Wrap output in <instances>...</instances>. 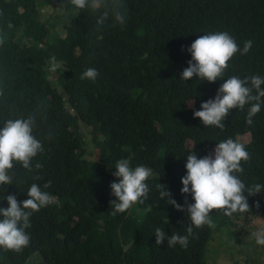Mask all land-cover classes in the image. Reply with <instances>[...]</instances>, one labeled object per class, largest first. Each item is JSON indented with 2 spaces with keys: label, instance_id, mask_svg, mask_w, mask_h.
Listing matches in <instances>:
<instances>
[{
  "label": "trees",
  "instance_id": "16d2710c",
  "mask_svg": "<svg viewBox=\"0 0 264 264\" xmlns=\"http://www.w3.org/2000/svg\"><path fill=\"white\" fill-rule=\"evenodd\" d=\"M51 2L69 13L58 44H53L55 34L40 15V7ZM121 4L124 24L110 13L103 25H97L98 12L78 9L70 0H0V128L7 119L34 115L33 135L44 149L33 158L32 171L14 164L12 184L0 185V207L8 206L5 197L10 194L18 201L29 198L33 183L54 200L32 212L27 247L19 252L0 248V264H31L28 260L35 253L43 264H204L212 237L208 225L193 226L187 248L169 247L166 240L155 243L156 228L170 236L187 235L191 226L186 210L161 199L156 185H166L185 208V196L188 204L194 203L190 193H181L187 155L194 151L202 158L223 140L238 141L242 125L251 134L255 152L241 162L244 171L237 175L246 187L264 185V97L250 125L251 103L230 110L223 129L204 126L193 115L202 102L215 98L223 79L264 78V0H121ZM216 32L229 33L241 49L248 40L252 47L228 61L222 79H181L191 60L187 48L198 36ZM54 58L61 64L63 98L56 96L51 76ZM89 67L98 70L95 81L80 78ZM126 74L136 75L137 83L121 84ZM183 114L192 146L171 135ZM80 121L91 128L98 143L96 160L84 156ZM122 158L130 159L132 168H151L152 175L146 181L147 199L113 214L110 202L116 198L110 184L119 179L113 173ZM37 162L41 169H35ZM48 181L51 185L44 189ZM245 196L249 210L233 214L264 213V188ZM221 216L226 215L220 210L210 213V218Z\"/></svg>",
  "mask_w": 264,
  "mask_h": 264
},
{
  "label": "clouds",
  "instance_id": "9594fccd",
  "mask_svg": "<svg viewBox=\"0 0 264 264\" xmlns=\"http://www.w3.org/2000/svg\"><path fill=\"white\" fill-rule=\"evenodd\" d=\"M70 2L78 9L90 7L94 12H98L97 25H103L110 13L114 15L117 22L125 23V16L120 11L121 0H70ZM2 44L3 40H0V45ZM251 47L252 41L248 40L244 42L241 49L234 37L227 32L200 35L187 48L191 54V60L188 61V67L182 71L180 78L188 81L195 77L209 82L222 79L228 67V61L237 52L242 55L247 54ZM98 75L97 69L89 67L80 78L95 81ZM223 80L215 98L202 102L200 110L193 111L194 117H198L204 126H216L223 129L225 127L223 122L230 110L243 109L246 104L251 103L247 123L252 124V117L260 111V101L264 97V88H261L264 78L258 75L244 79L232 76ZM2 94L0 92V95ZM35 123V116L29 115L27 118L7 119L0 128V185L12 184L10 170L15 163L32 171L33 158L43 152L41 141L33 135ZM249 159L250 154L245 145L232 138L217 143L213 152L202 158H198L194 151L188 154L185 165L186 175L181 178L183 185L181 193H190L194 203L188 204L185 196V208L171 197L166 185L158 183L156 187L161 199L167 198L168 203L177 210H186L191 226L187 228V235L174 233L170 236L163 229L156 228L155 243L161 245L166 240L169 247L179 244L187 248L193 226L195 228H201L204 225L214 226L210 218L212 210L223 211L226 216H231L237 211H248L249 204L245 192L248 195H255L264 188V185L260 183L246 187L244 181L237 175L244 171L241 162H247ZM34 167L41 169L43 165L37 162ZM115 168L113 175L119 179L110 184L112 195L116 198L110 202L114 209L113 214L124 212L133 204L143 203L149 193L146 181L152 175L151 168L143 165L132 168L130 159L125 158L118 160ZM50 185L51 181H48L43 187L47 189ZM27 195L29 198L23 201H18L15 194L5 197L8 206L0 207V217H2L0 218V248L19 252L27 247L30 244V235L26 229L30 227L32 212L39 211L41 207L54 202L52 195L42 191L36 183L31 184ZM257 207H259L258 202ZM253 235L257 244L264 245V227L259 228Z\"/></svg>",
  "mask_w": 264,
  "mask_h": 264
},
{
  "label": "rangeland",
  "instance_id": "374dc122",
  "mask_svg": "<svg viewBox=\"0 0 264 264\" xmlns=\"http://www.w3.org/2000/svg\"><path fill=\"white\" fill-rule=\"evenodd\" d=\"M41 19H43L51 32L55 34L53 44H58V37L64 36V22L69 13L65 12L57 2H51L40 7ZM61 64L54 58L50 68L51 76L54 78L56 96L63 98L61 93V77L58 68ZM138 77L134 74H126L121 79V84L131 86L136 84ZM69 106V105H67ZM187 116L180 117L178 126L171 130V135L187 146H192L193 141L186 135ZM194 125L199 126V121L194 120ZM78 132L84 138L82 150L84 156L93 161L98 158V143L93 139L92 131L83 122L78 123ZM238 141L249 146V154L253 155L255 150L250 145L251 134L244 125L237 132ZM215 146L212 147L210 154ZM227 217V218H226ZM212 237L209 239L204 256V264H264V245L256 243L253 233L264 227V213L246 212L211 218ZM31 264H43L39 253L30 257ZM27 262V263H28Z\"/></svg>",
  "mask_w": 264,
  "mask_h": 264
}]
</instances>
